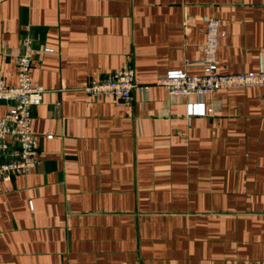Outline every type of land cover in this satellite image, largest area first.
Listing matches in <instances>:
<instances>
[{"label": "crops", "instance_id": "1", "mask_svg": "<svg viewBox=\"0 0 264 264\" xmlns=\"http://www.w3.org/2000/svg\"><path fill=\"white\" fill-rule=\"evenodd\" d=\"M212 15L219 71L264 70V0H0V79L29 32L45 87L40 163L0 180V264H264V86L154 83L201 72ZM127 64L151 84L131 104L85 92Z\"/></svg>", "mask_w": 264, "mask_h": 264}, {"label": "built area", "instance_id": "2", "mask_svg": "<svg viewBox=\"0 0 264 264\" xmlns=\"http://www.w3.org/2000/svg\"><path fill=\"white\" fill-rule=\"evenodd\" d=\"M225 35L221 21L216 16L206 20L203 56L194 65L200 73L187 71L192 66L186 61L184 68L171 69L159 76L155 84L163 86L171 95L196 94L200 97L229 87L264 86V70L221 72L218 69V48ZM44 47L42 51H53ZM33 38L29 32L22 38V50L16 57L17 83L10 85L0 79V101H9L7 111L0 118V180L10 179L16 174H27L40 163L39 139L32 129V108L41 103L45 87L32 78L34 68ZM150 83L142 82L132 64L114 71L106 78L92 77L84 86L88 95L115 96L125 104H131L133 90L137 87L148 90ZM190 113L197 111L190 105ZM206 112H212L207 108ZM52 137V135H48Z\"/></svg>", "mask_w": 264, "mask_h": 264}]
</instances>
